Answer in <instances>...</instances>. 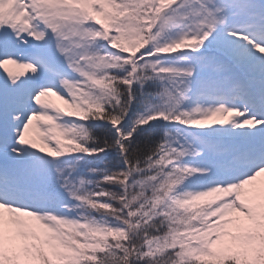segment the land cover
<instances>
[{"label": "snow or ice", "instance_id": "6c2138e0", "mask_svg": "<svg viewBox=\"0 0 264 264\" xmlns=\"http://www.w3.org/2000/svg\"><path fill=\"white\" fill-rule=\"evenodd\" d=\"M0 264H264V0H0Z\"/></svg>", "mask_w": 264, "mask_h": 264}]
</instances>
